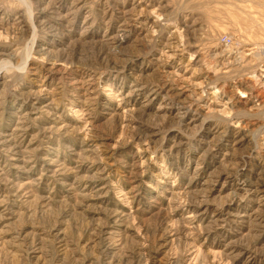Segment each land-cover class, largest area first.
<instances>
[{"label":"rangeland","instance_id":"1","mask_svg":"<svg viewBox=\"0 0 264 264\" xmlns=\"http://www.w3.org/2000/svg\"><path fill=\"white\" fill-rule=\"evenodd\" d=\"M79 1L0 0V264H264V0Z\"/></svg>","mask_w":264,"mask_h":264},{"label":"bare ground","instance_id":"2","mask_svg":"<svg viewBox=\"0 0 264 264\" xmlns=\"http://www.w3.org/2000/svg\"><path fill=\"white\" fill-rule=\"evenodd\" d=\"M80 1H82V0H80ZM80 1H79V2H80ZM83 1H84V0H83ZM77 3H78V2H77ZM87 3H88V2H87ZM87 3H86V4H87ZM75 5H76V4H75ZM80 7H81V6H80ZM132 10H133V8H132ZM127 11H128V10H127ZM128 13H129V12H128ZM123 14H126V11L123 10ZM124 16H125V15H124ZM124 16H121V17H124ZM61 17H62V16H61ZM125 19H126V18H125ZM124 21H126V20H124ZM124 23H125V22H124ZM125 25H126V24H125ZM123 27H124V25L122 26L121 30H123V32H125L124 29H123ZM126 30H127V29H126ZM121 32H122V31H121ZM125 34H127V33L125 32ZM115 38H116V37H115ZM123 39H124V38H123ZM222 54H223V53H222ZM160 57H161V56H160ZM156 59H157V57H156ZM90 79H91V78H90ZM76 83H77V82H76ZM164 85H165V84H164ZM82 86H84V84H83ZM89 87H90V86H89ZM89 87H88V88H89ZM84 88H85V87H84ZM88 88H86V89H88ZM160 88H161V87H160ZM181 88H182V87H181ZM156 90H157V89H156ZM174 90H175V89H174ZM85 92H87V91H85ZM91 92H93V90H91V91H89L88 93H86V94H87V96H86V101H88V102H89V101L91 102L90 99H94V98L97 97V96H96V97H93L92 94H91ZM167 92H169V91H167ZM82 94H83V93H82ZM178 94H179V93H178ZM178 94H176V96H177ZM183 94H184V93H183ZM165 96H166V95H165ZM170 96H172V95H170ZM97 98H98V97H97ZM167 98H168V97H167ZM170 98H171V97H170ZM185 98H186V97H185ZM94 100H95V99H94ZM171 101H172V99H171ZM176 101H177V100H176ZM81 102H82V101H81ZM93 102H94V101H93ZM180 102L183 104V103H185L186 101L183 100V98H180ZM83 103H84V102H83ZM86 103H87V102H86ZM181 106H182V105H181ZM183 107H184V106H183ZM235 133H236V132H235ZM235 133H234V134H235ZM249 136H250V135H249ZM243 137H244V136H243ZM245 138H246V137H245ZM242 140H243V139H242ZM239 141H240V140H239ZM239 141H238V142H239ZM236 142H237V141H236ZM211 144H212V143H211ZM233 144H234V143H233ZM232 148H233V147H232ZM136 188H137V187H136Z\"/></svg>","mask_w":264,"mask_h":264}]
</instances>
